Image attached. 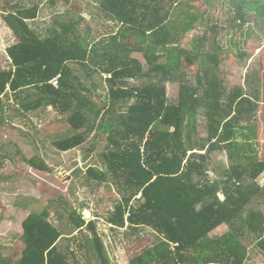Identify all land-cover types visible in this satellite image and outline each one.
Instances as JSON below:
<instances>
[{
    "label": "trees",
    "instance_id": "16d2710c",
    "mask_svg": "<svg viewBox=\"0 0 264 264\" xmlns=\"http://www.w3.org/2000/svg\"><path fill=\"white\" fill-rule=\"evenodd\" d=\"M100 5L119 28L99 40L82 33L83 18L61 22L60 29L48 28L42 36L30 25L38 18V5L6 11L3 18L16 43L7 50L11 67L0 70V100L11 92L24 113L52 107L65 116L71 133L54 142L60 152L82 147L95 132L96 140L106 137L104 158L110 173L90 167L87 175L100 183L112 175L125 189L108 224L132 233L149 228L157 235L153 246L129 264H246L248 248L242 240L248 234L257 239L264 256V188L256 182L264 160L256 159L254 124L260 101L242 87L228 91L220 79V53L225 51L216 38L219 27L210 26L191 51L182 39L203 16L188 0H100ZM230 6L226 23L234 28L253 18L250 11L264 19V0H234ZM132 41L145 64L130 56ZM207 42L214 51L204 46ZM197 56H204L207 66L194 83L183 67ZM168 83L179 85L174 102L167 94ZM11 109L0 115V124L12 123ZM200 115L206 137L197 131ZM214 153H226L234 162L217 178L212 175L219 172ZM246 159L256 162L246 165ZM28 164L50 170L37 157ZM50 218L47 208L28 215L22 222L21 249L6 254L0 247V264H81L79 250L90 258L82 235L86 228L101 264H112L96 220L88 222L77 211L70 212L74 231L68 239L75 250L59 244L65 234ZM224 225L230 230L213 237Z\"/></svg>",
    "mask_w": 264,
    "mask_h": 264
},
{
    "label": "rangeland",
    "instance_id": "374dc122",
    "mask_svg": "<svg viewBox=\"0 0 264 264\" xmlns=\"http://www.w3.org/2000/svg\"><path fill=\"white\" fill-rule=\"evenodd\" d=\"M188 1L195 6L192 10L195 12L196 9L203 17L196 22L194 30L182 39V46L195 51L196 40L206 34L210 26L219 27L220 33L218 32L216 38L226 52L220 53L222 60L220 79L224 81L228 91L235 87H242L246 94L255 93L259 96L260 109L254 123L258 126L255 143L256 159L263 161L264 19L256 18L255 13L250 11L253 18H249L242 28L239 29L238 26L234 28L226 23L230 19V2L234 0ZM17 5L39 6L38 18L30 21V25L38 33L41 32L42 36L46 35L48 28L60 29L61 22L78 21L80 18H83L79 21L82 33L84 35L89 33L98 40L115 34L119 28L115 21L103 11L100 0H73L71 3L57 1L54 4L50 0H0V70L11 67L7 50L16 43V38L6 25L3 16L6 11H13L12 7ZM183 9L188 12L186 7ZM176 15L182 21L185 20V16L180 12ZM204 18L206 23L203 22ZM131 44L130 56L145 64L142 54L134 51V45L137 43L132 41ZM204 46L214 51L211 42H207ZM206 66V58L197 56L193 63L184 61L183 72L187 75V79L195 83L197 76L203 73ZM74 68L83 72L78 65H74ZM83 73L81 75L84 78ZM178 89L177 83L167 84V94L172 102L177 100ZM18 104L11 92L0 100V115L3 117L8 115V107L12 108L11 112L15 115L11 124L7 121L0 124V247L2 251L7 254L21 249L22 222L28 215L41 211L43 208L51 211V221L65 234L59 244L64 247L70 245V249L78 250L74 246V241L68 239L71 237L69 234L74 231V226L69 221L70 212L77 211L88 222L96 220L97 230L112 264H129L132 257L153 246L157 235L149 228L132 233L125 230H113L108 224V219L124 196L121 192L122 187L116 184V179L112 175H108V181L104 183L87 175L90 167L110 173L104 158L106 137L100 135L96 140L94 138L98 136L95 132L82 147L60 152L55 148L54 142L71 133L65 116L57 114L52 107L24 113L19 109ZM205 127L206 121L200 115L197 131L201 137H206ZM216 154L214 153L212 157L217 158ZM221 156H223L221 160L215 163L213 161L214 168L217 165L219 170L218 174L213 172L212 175L215 178L223 175L234 163L229 161L226 153H221L219 157ZM34 157L44 160L50 170L42 171L29 165L28 161ZM255 160L246 159L242 163L247 165ZM256 182L264 188V172ZM122 191H125L124 188ZM262 208L264 209V206ZM229 230V225H224L215 230L212 236H221ZM82 235L86 240L90 258L82 249L78 251V260L81 264H101L93 234L86 228ZM242 242L248 248L249 259L246 264H264V256L257 246V239L248 234Z\"/></svg>",
    "mask_w": 264,
    "mask_h": 264
},
{
    "label": "crops",
    "instance_id": "0c3cea01",
    "mask_svg": "<svg viewBox=\"0 0 264 264\" xmlns=\"http://www.w3.org/2000/svg\"><path fill=\"white\" fill-rule=\"evenodd\" d=\"M105 77H106V75H105ZM97 92L99 93V90H97ZM48 108H50V107H48ZM42 109H45V108H42ZM52 110H53V109L51 108V111H52ZM55 112L58 114L57 111H55ZM220 154H221V153H217V154H216V155H217V158H213L216 162L219 161V160H221V158L223 157V156L219 157ZM216 166H217V165H216ZM115 182H116V181H115ZM116 184L119 185L117 182H116ZM119 186L122 187L121 185H119ZM122 190H123V187H122ZM122 190H121V192L124 194V196L121 198L120 202H121V201L124 199V197L126 196V194H125L126 192H125V191H122ZM124 190H125V189H124ZM220 195H221V194H220ZM220 195H219V196H220ZM222 196H223V195H222ZM138 197H139V196H138ZM138 197H137L135 200H133V202H132L131 204H136V200L139 199ZM223 199H224V196H223ZM89 213H90V212H89Z\"/></svg>",
    "mask_w": 264,
    "mask_h": 264
},
{
    "label": "built area",
    "instance_id": "2783aa9c",
    "mask_svg": "<svg viewBox=\"0 0 264 264\" xmlns=\"http://www.w3.org/2000/svg\"><path fill=\"white\" fill-rule=\"evenodd\" d=\"M55 86H57V79L53 80L52 82Z\"/></svg>",
    "mask_w": 264,
    "mask_h": 264
},
{
    "label": "water",
    "instance_id": "95a60500",
    "mask_svg": "<svg viewBox=\"0 0 264 264\" xmlns=\"http://www.w3.org/2000/svg\"><path fill=\"white\" fill-rule=\"evenodd\" d=\"M220 198H222V199H223V196H222V195H220Z\"/></svg>",
    "mask_w": 264,
    "mask_h": 264
},
{
    "label": "clouds",
    "instance_id": "9594fccd",
    "mask_svg": "<svg viewBox=\"0 0 264 264\" xmlns=\"http://www.w3.org/2000/svg\"><path fill=\"white\" fill-rule=\"evenodd\" d=\"M139 199L141 198V195H139V197H138Z\"/></svg>",
    "mask_w": 264,
    "mask_h": 264
}]
</instances>
